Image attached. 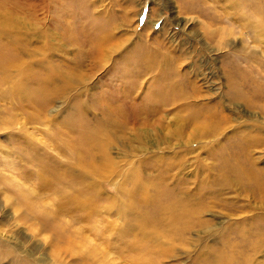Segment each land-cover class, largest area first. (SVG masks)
Instances as JSON below:
<instances>
[{
	"label": "rangeland",
	"instance_id": "1",
	"mask_svg": "<svg viewBox=\"0 0 264 264\" xmlns=\"http://www.w3.org/2000/svg\"><path fill=\"white\" fill-rule=\"evenodd\" d=\"M0 236V264H264V0H0Z\"/></svg>",
	"mask_w": 264,
	"mask_h": 264
},
{
	"label": "bare ground",
	"instance_id": "2",
	"mask_svg": "<svg viewBox=\"0 0 264 264\" xmlns=\"http://www.w3.org/2000/svg\"><path fill=\"white\" fill-rule=\"evenodd\" d=\"M229 15V14H228ZM12 23H14V22H12ZM228 31V30H227ZM100 35V34H99ZM226 35V34H225ZM99 36H97V38H98ZM106 38H107V36H105ZM110 37V36H109ZM106 40V39H105ZM110 40V39H109ZM100 42V41H99ZM95 44H96V42H95ZM98 44V43H97ZM97 46V45H96ZM95 48H98V46L97 47H95ZM100 49V48H99ZM91 135V134H90ZM93 136V135H92ZM89 138V137H88ZM97 139V141L100 139H98V138H96ZM92 140V139H91ZM95 140V139H94ZM101 141V140H100ZM89 142V141H88ZM91 143V142H90ZM93 143V142H92ZM95 143H98V142H95ZM94 143V144H95ZM93 144V145H94ZM95 146V145H94ZM103 149H104V147H103ZM104 163V162H103ZM2 199V198H1ZM5 199V198H4ZM173 217V216H172ZM174 218V217H173ZM177 222V221H176ZM174 223V222H173ZM180 229V228H179ZM1 237V236H0ZM2 238V237H1ZM3 239V238H2ZM16 251V250H15ZM24 257H25V255H24ZM34 257V256H33ZM217 258H219V257H217ZM221 258V257H220ZM26 259L28 260V261H32L31 260V258H29V257H26ZM223 260V259H222ZM228 262V261H227ZM220 263V262H219ZM223 263V262H222ZM221 264V263H220ZM228 264V263H227Z\"/></svg>",
	"mask_w": 264,
	"mask_h": 264
}]
</instances>
